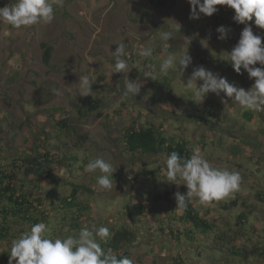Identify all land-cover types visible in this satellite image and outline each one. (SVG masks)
<instances>
[{"label":"rangeland","instance_id":"obj_1","mask_svg":"<svg viewBox=\"0 0 264 264\" xmlns=\"http://www.w3.org/2000/svg\"><path fill=\"white\" fill-rule=\"evenodd\" d=\"M15 2L0 0V7H11ZM217 8L211 17L201 14L199 19H190L188 0H168L165 8H157L149 0H64L63 7H56L51 24L40 23L24 30L0 24V164L19 158L17 148L25 146L26 141L35 142L36 136L50 133L49 150L55 146L63 149L66 143L74 149L72 155L78 160L56 174L57 182H43L42 194L53 195L59 203L64 195L71 194L75 184L81 186L80 197L89 199L94 207L93 219L86 223L89 226L98 221L106 226L101 218L116 207L129 211L136 203L147 205V213L128 221L139 234L130 251L140 263L168 264L171 241L169 234H161L158 228L163 225L165 230L179 228L169 218L173 217V211L180 213L176 210L175 193H186L187 187L179 178L176 182L181 185L167 181L164 155L132 157L121 146L122 134L134 120L146 125L162 124L167 136L185 139L192 150L199 148L212 166L240 173V190L234 195L208 205L197 202L196 207L209 221H219L233 235L234 244L243 256L230 257L229 264H264V112L242 110L223 93L217 96L210 92L203 99L194 95V88L184 85L200 66L245 90L255 83L247 71L242 69V74H237L227 60L245 25L233 20L234 9L227 5ZM249 23L254 34L264 37V29L256 26L254 20ZM221 25L230 29L225 40L218 39L216 29ZM164 32L172 33L169 41L161 39ZM44 43L52 47V68L43 62ZM119 44L125 48L126 55L122 58L129 65L128 78L142 83L137 97L123 94L124 73L114 72L113 51ZM141 48L152 49V55L139 56ZM187 53L192 64L184 73L177 67L166 76L160 74L163 59ZM146 73H154L157 79L145 77ZM81 76H88L92 84L102 82L107 86L96 91V96L104 101L98 112L101 117L92 115L77 120L76 110L84 98L79 95L77 84ZM163 80L165 87L161 84ZM202 83L197 81L198 86ZM69 116L72 122H79V134L89 135L88 142L78 148H74L76 137L70 134L65 138L57 133V121ZM95 158H103L112 165L111 180L126 183L125 192L97 191L99 171H85L88 162ZM153 171L160 173L152 174ZM86 187L94 190V194L86 192ZM158 195L163 196L162 200L155 203L153 199ZM236 199V207L229 211L221 209L224 203ZM242 212L246 213L245 222L238 220ZM54 217L46 238H61L54 235L58 232ZM140 224L147 226L143 230ZM20 234L19 230H13L0 243V264H9L13 241ZM162 239L166 243L156 248L154 241ZM173 242L181 245L174 250L175 256L189 245L185 237L173 238ZM197 242L186 247L188 251L181 255L200 260L215 256V262L222 260L221 250L214 246L213 234L199 233ZM195 247L197 252L193 253Z\"/></svg>","mask_w":264,"mask_h":264},{"label":"clouds","instance_id":"obj_2","mask_svg":"<svg viewBox=\"0 0 264 264\" xmlns=\"http://www.w3.org/2000/svg\"><path fill=\"white\" fill-rule=\"evenodd\" d=\"M191 5L190 19H199L200 15L211 17L218 11L217 5H227L235 10L233 20L245 25L240 39L235 47L228 52L227 60L237 74H242V69L247 71L249 78L255 83L248 90L230 83L226 77L213 73L200 66L193 70L191 77L185 85L186 88L195 89L194 95L203 99L208 93L231 98L233 104L242 110L264 112V37L254 34V24L264 29V0H188ZM64 0H16L11 7H0V24L7 23L18 30L30 29L32 26L44 23L51 24L55 19L56 7H63ZM198 8V11H197ZM216 31L220 34L218 39L228 38L229 28L221 25ZM171 32L161 34V39L169 41ZM139 56L143 58L152 55V49L141 48ZM125 48L119 44L113 51L114 72L124 73V95L137 97L141 92L142 83L128 78L129 65L125 59ZM261 67H253L254 65ZM192 64V57L186 55L168 56L160 64V74L167 75L169 70L177 67L180 72ZM145 77L156 80L154 73H146ZM197 81H203L198 86ZM79 95L91 96L92 81L88 76H81L77 82ZM202 99V100H203ZM225 104L227 100H223ZM167 170V181L177 183V178L186 185V194L175 193L178 208H186L187 204L195 197L199 204L208 205L213 201H221L234 195L240 190L242 177L238 171H229L227 168L212 166L205 159L199 148L192 150L190 158L182 159L178 152H171L164 160ZM99 171L97 191L111 193L114 183L112 165L103 158L90 160L85 166V171L94 173ZM243 222H245L243 220ZM48 226L41 222L28 226L18 239H14L9 255V264H133L128 257L118 258L111 248L106 251L99 241L107 243L111 233L107 226L94 222L91 226L85 224L77 235L67 238H46ZM99 238V241L96 239Z\"/></svg>","mask_w":264,"mask_h":264},{"label":"trees","instance_id":"obj_3","mask_svg":"<svg viewBox=\"0 0 264 264\" xmlns=\"http://www.w3.org/2000/svg\"><path fill=\"white\" fill-rule=\"evenodd\" d=\"M149 1L157 8H165L168 0ZM42 46L44 48V64L49 68L54 67L51 63L52 47L47 43ZM164 83V80L161 81L163 87H165ZM106 87L102 82L92 84V90L95 91V94L84 97L80 101L76 110L77 120L85 119L92 115L102 116L98 112L103 108L104 101L96 96V91L98 88ZM60 111L64 110L61 109ZM57 124L58 136L67 138L71 134L76 137L77 141L74 144V148H78L88 142L89 135L79 134L77 132L79 122H72L70 116L58 120ZM51 137L50 133L45 132L43 137L41 135L36 136L34 138L35 142L26 141L25 146L17 148V152L20 155L19 158H12L10 162L2 161L0 164V243L6 240L13 228L17 226L20 227V236L32 224L43 222L48 226L52 221L53 215H55L54 218L57 221L58 231L62 239L67 238L69 235H77L84 223L93 219V204L89 199L80 197L83 192L80 191L81 186L77 184L74 185L71 194L64 195L59 203L53 199V196L42 194L43 182H57L56 174L61 172L66 165L78 160L76 155H72L74 149L68 147L66 143H64L65 148L63 149L55 146L53 150H49ZM61 137L58 138L61 139ZM121 144L123 147L122 151L132 157L158 154L167 157L173 151L178 152L182 159L190 158L192 155V148H190L188 141L183 138L176 139L167 136L162 124L159 126L146 125L139 119L134 120L128 128H125ZM58 151L59 153H57ZM237 154V152H234V155ZM83 169L82 167L81 170ZM157 173L160 172H152V174ZM115 179L117 180V178ZM85 191L89 194H94V190L91 188L86 187ZM162 197L158 195L154 197L153 201L158 203L162 200ZM237 199L230 202V204L224 203L221 209L229 211L231 208L236 207L238 205ZM197 202V199L193 197L186 208L177 207L176 210H179L180 213L173 211V217L169 219H172L175 225L178 224L179 228L175 230L166 228L167 230H165L163 226H159V232L161 234H171L173 238L178 240H182V237H185L189 245L195 243L197 234L208 235L210 233L214 237V246L220 249L222 254L229 257L242 258L243 253L235 246L233 235L229 232V229L223 228L219 221L215 219L209 221L207 216L202 214L196 207ZM46 204L50 205V208H47ZM147 212V205L136 203L131 210L125 211V214L129 218L135 219ZM207 212L209 213V211ZM239 219L245 220L246 213L242 212L238 216ZM181 227L183 230H181ZM110 233L107 243L96 238L105 251L111 248L118 258L126 256L133 260V264H143L137 261L127 248V246H133L137 243L139 239L137 232L126 226H121L116 228L114 232L110 229ZM173 264L189 263L179 256L174 259Z\"/></svg>","mask_w":264,"mask_h":264},{"label":"crops","instance_id":"obj_4","mask_svg":"<svg viewBox=\"0 0 264 264\" xmlns=\"http://www.w3.org/2000/svg\"><path fill=\"white\" fill-rule=\"evenodd\" d=\"M113 183H114V187H113V190H112V192L111 193H113V194H117V193H123V192H125V190L128 188V185L125 183V184H121V183H119V182H117V181H112ZM105 193H108V192H105ZM53 196V195H52ZM209 207H211V206H209ZM113 213H115V214H113ZM103 217H104V219L103 218H101V220L102 221H104L105 223H106V226H108L109 228H111V231L112 232H114L115 231V229L116 228H119V227H121V226H126V227H128L129 229H132L133 231H135V232H137L138 230H135V229H133V228H131L130 226H129V222L128 221H131V218H129L126 214H125V211H123L122 209H120V208H115V209H113L112 210V213H109V214H104L103 215ZM139 217V216H138ZM142 217V216H141ZM209 217H207V219H208ZM132 220H136V218L135 219H132ZM165 222V220H163L162 221V223H164ZM87 222H85L84 223V225L86 224ZM98 223H100L99 221H98ZM155 223H157V222H155ZM143 228V230H144V228H146V226H147V224H140ZM140 226V227H141ZM165 225H163V227H164ZM149 227V226H148ZM13 230H19L20 231V227H15V228H13ZM12 230V231H13ZM138 233V232H137ZM52 235V234H51ZM55 236H57V235H59L60 236V234H59V231L58 232H56L55 234H54ZM139 235V234H138ZM160 238L162 237V236H159ZM158 242H160L159 240H157V241H154V244L156 245V248H157V244H158ZM194 244H198V242L197 243H194ZM193 244V245H194ZM127 248L130 250V246H127ZM198 248H200V246L198 245ZM198 250H201V249H198ZM219 250V249H218ZM200 253V252H199ZM172 254H174V253H172ZM133 256H134V254H133ZM189 257H191L190 258V260H191V264H229V260H230V257L229 256H227V255H225V254H223V257H222V260L221 261H219V262H215L216 260L215 259H213V257H215V256H212V258H210V259H208V260H200V259H195L194 258V256H189ZM172 263V261L171 260H169V263L168 264H171Z\"/></svg>","mask_w":264,"mask_h":264},{"label":"flooded vegetation","instance_id":"obj_5","mask_svg":"<svg viewBox=\"0 0 264 264\" xmlns=\"http://www.w3.org/2000/svg\"><path fill=\"white\" fill-rule=\"evenodd\" d=\"M117 182H119V181H117ZM168 241H171V243L168 245V249L170 250V252L171 253H174V250H177V248H179L181 245H179L180 243H178V242H173V236L171 235V234H169V239H168ZM162 243H166V241H164L163 239L162 240H160V242H158V246H161L162 245ZM192 247V246H194V245H188V246H186V247ZM186 247H183V248H181L180 249V253H178L177 254V256H175V254H172V255H170V260L172 261V263L171 264H173V262H174V259L175 258H178L179 256H181L182 258H184L185 260H186V262L187 263H189V264H191V260H190V258L191 257H186V255H185V257H183V255H181L182 253H186V251H188V249L186 248ZM172 250V251H171ZM190 250V249H189ZM196 253L197 251H196V247H195V249H193V253ZM170 253V254H171Z\"/></svg>","mask_w":264,"mask_h":264}]
</instances>
